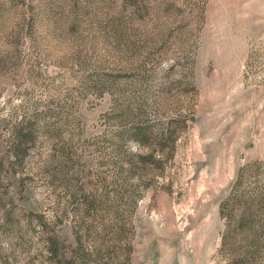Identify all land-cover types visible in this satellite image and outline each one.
Masks as SVG:
<instances>
[{"label":"rangeland","instance_id":"rangeland-1","mask_svg":"<svg viewBox=\"0 0 264 264\" xmlns=\"http://www.w3.org/2000/svg\"><path fill=\"white\" fill-rule=\"evenodd\" d=\"M0 264H264V0H0Z\"/></svg>","mask_w":264,"mask_h":264}]
</instances>
